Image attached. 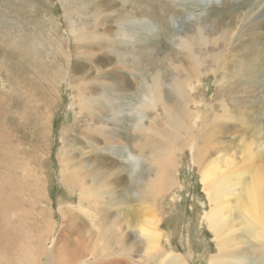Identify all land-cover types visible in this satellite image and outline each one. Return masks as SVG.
<instances>
[{"label":"rangeland","instance_id":"374dc122","mask_svg":"<svg viewBox=\"0 0 264 264\" xmlns=\"http://www.w3.org/2000/svg\"><path fill=\"white\" fill-rule=\"evenodd\" d=\"M103 32H112L111 42L89 46ZM184 36L200 39L191 43L192 54L178 45ZM196 54L202 61L198 75L191 76ZM212 54L218 55L215 63ZM156 74L164 82L190 79L195 102L185 101V107L198 111L203 124L216 117L221 132L206 139L220 143L214 149L207 142L200 163L193 159L201 147L197 126L192 150L178 137V147L172 140H154L172 165H163L170 181L150 201L145 187L157 180V166L145 159L132 164L129 153H136L133 145L141 136L133 131L135 107ZM131 83L134 88L125 86ZM168 88L161 94L174 104ZM90 95L95 104L82 100ZM158 106L141 118L140 131L169 127L177 135L175 126L182 123L167 125ZM101 124L104 134H93L98 144L81 136ZM242 126L256 131L257 149L264 151V0H0V264H40L46 254L64 259L63 246L79 234L70 231L73 217L82 216L86 232L101 229L100 213L79 201L82 193L94 196V205L113 213L115 222L121 219L127 238L117 243L118 257L129 264L139 262L148 235L163 254L148 257L152 264L171 255L182 264H210L218 253L216 234L207 225L215 199L225 201L223 216L233 223L224 234L230 232L243 251L258 245L264 252V224L259 234L253 226L242 227L237 197L243 185L220 193L203 180L212 160L222 171L255 166L251 135L236 137ZM261 157L257 162L264 168V152ZM14 163L20 166L16 174ZM252 168L247 179L256 173ZM102 193L107 202H101ZM78 242L73 264H114L117 256L111 258L104 247L109 241H98L96 249V241Z\"/></svg>","mask_w":264,"mask_h":264},{"label":"bare ground","instance_id":"6f19581e","mask_svg":"<svg viewBox=\"0 0 264 264\" xmlns=\"http://www.w3.org/2000/svg\"><path fill=\"white\" fill-rule=\"evenodd\" d=\"M106 33L103 32L98 35H95L92 38L90 42L91 44H89V46L98 44L100 42H103L104 40L107 43L111 42L112 37H110V35L108 34H112V32H109L107 34ZM125 34L129 35L128 33H125ZM100 38L102 40H100ZM189 40H190V43H189ZM192 42L200 43V39L198 37H193V36H184L179 39L178 45L181 46L183 49H186L190 54H192V51L190 50V47L192 46L191 45ZM199 54L191 56V58L197 62V65L194 64L189 58H187L194 65L193 67L189 68L188 74H190L191 76H193L196 73L198 75V72H199L198 65L202 61V58L200 57ZM247 54L249 53L247 52ZM211 56H212L214 63L218 61L217 54H212ZM87 84H89L88 81H87ZM102 84H106V82ZM125 86L126 87L130 86V89L134 88L132 83L125 84ZM165 86H169L168 88L169 91L170 92L172 91V95L174 97V104L169 103L168 100L163 97V94H161V91L164 90ZM189 89H191L190 79H172L171 81L164 82L162 81V79H159V75L156 74L154 78L151 79V82H149L148 85L145 87L144 94L140 98L139 104H137V106L135 107V110H137L139 116L137 120L138 123L134 127L133 131L134 133H136L137 136L138 135H141V136L139 137V139H136V142L133 145L134 151L136 153L135 154L129 153L130 158L135 159V160H132L133 162L132 161L131 162L132 164L138 163L140 160L145 159V160H148L150 163H154L157 166V175H156L157 180L150 181V183H148L145 187L146 190L144 194L147 197L146 200H150V201L154 200L158 189L166 187L168 182L170 181V178L166 175L165 172H162V171H163V165L165 168H167L172 165V162L168 161L166 157H162L160 155L158 147L154 143V140L156 139H158L159 141L172 140L173 143L178 147L177 142L175 141L176 140L175 138L178 137V139L180 140L181 146L187 143V145L185 146L192 150L193 145H194L192 140H195V138L197 139V137L193 134V132H194L195 127L197 126L198 128L197 133L199 135L198 139L201 141V144H200L201 147L198 148L196 156H194L193 158L197 163L201 162V157L207 155V147H208L207 142L209 143V146L214 149H216L217 145L220 143L219 141L206 140L208 137H212V136L216 137L217 132L219 133L221 132V125L216 122V117L210 120V123L206 122V124H203L204 121L206 120H204V118L201 119V114L198 111H191L185 107V101H189L190 103L195 102L193 101L194 97H192L189 93ZM82 100L86 104L89 102L90 104H93V103L95 104V102L97 101V98L90 95L88 98H82ZM109 104H110V101L107 104V106L111 108V105ZM158 105L160 106L162 105V113L160 115H161V119L166 120L168 122L167 125L171 126V122L174 121V119H177L182 123V125H180L179 127L175 126L177 128V135H175L173 129L171 130L169 127L167 128L161 127L160 129L154 128L150 130L149 132L140 131L141 128L139 129V124H141V118L146 117L148 115L147 114L148 110H154L155 113L158 112V108H159ZM116 114H117V111H116ZM156 117L158 116H154L153 120H156ZM188 120H189V124H186ZM149 127L150 126H147L145 128L147 129ZM103 128H104V124H101L100 126H96L93 129L87 128V130H85L84 133H81V136L83 135V138L86 139L88 142L91 141L92 144H98V140L96 139L97 136L95 135L96 137L95 138L93 134L95 133L104 134ZM243 129H246L245 126H242V133H240L239 130L235 131L237 133L236 137H238L241 134L247 133ZM255 129L258 130V127L255 126ZM165 131H167V133ZM172 134H174L175 136L172 137L171 136ZM248 134L251 135V139L248 143L249 145L252 144V150L250 151V156L253 157L255 160L254 162L255 166L252 164L254 167L253 168L251 167L252 170L254 168L256 170V173L253 174V178L249 177L247 179L248 173L251 174V172L249 171L251 168L250 169L248 168L249 165H247V163H246V167L248 169L241 168V165L239 164L240 167H234L233 169L225 168V170L222 171L219 166H214V164L212 163L213 162L212 160V162L205 165L204 167L205 175L203 176V180H208V182L204 181V185H209V182H211L210 186H213L212 189L214 190V188L217 187L215 191L216 192L218 191L220 193H224L225 191H230L231 189L237 190L236 188L240 184H242L243 190L241 189L240 191L241 195L237 197L238 207L240 209V213H241V217L243 221L242 227H248V229L250 228L249 230H251V227L253 226V230L255 229L254 232L259 234L260 233L259 228L261 229L264 224V193H263L264 189H262L264 188V181L262 180L264 179V168L263 166H260V164H258L257 161L258 159L262 158L261 155L263 154L264 151H260L259 149H257L256 139H259V137L256 136V131L253 128L249 127L247 136ZM167 135H168V138L165 139ZM236 137H233V139H235ZM241 141H243V137L241 138ZM248 143L246 142V144ZM144 150H148V153L146 155H143ZM246 153L247 152H245V154ZM260 161L261 160H259V162ZM229 164H230V160L227 161L226 165L228 166ZM14 165L15 163L11 167L13 169V172L16 174L18 173L20 166L16 165V167L14 168ZM256 165L257 166L259 165V166L257 167ZM6 166L8 167L9 171H11V174L13 175L10 166L8 164H6ZM85 166H87V164H85ZM104 166L106 167V171H107L108 166L105 164ZM66 174L68 175V178H70L71 181H73V177H72L73 172L72 171L66 172ZM113 174L114 173H112L111 175ZM83 176H86V175L84 174ZM93 192L94 190L92 191V193ZM101 192H104V191H101ZM109 197H110V200L112 201L115 200L114 191H112V193L109 194ZM100 198H101V202L108 201V200L103 199L104 198L103 193L100 195ZM82 200L83 202H85V206H88L89 208L91 207L93 208L94 211L100 213V220L102 221V228L100 229V227L97 226L95 230L86 232L85 227L83 225L82 216L79 215L78 218L73 217L71 221L69 222L70 224H72V230L70 231L75 230L76 233L79 232V234H75L76 237L71 238L73 245L71 244L70 246L69 244V246L67 245L63 246L64 259H55L53 258L51 254H46L43 259L38 258L39 263L40 264H73V262H71L70 259L77 262L78 255L80 253L78 241H96L94 249L97 248L98 241H109L104 246L105 249L109 251L111 258H113L114 255L117 256L114 262L113 261L111 262H113L114 264H129L123 258L118 257L120 255L119 247L122 249V246L117 243H121L122 241H125V239L127 238V234L123 233L121 229L122 228L121 219H118L115 222L113 213L107 210H99L94 205L95 204L94 196H91V198L87 199L85 193H82V196L80 197L79 201H82ZM213 204H214L213 211L207 215V225L210 227L211 231L216 234V237H217L216 244L218 248V253L214 254L210 258V264H246L248 262L252 264H264V252L260 248H258V245L257 246L250 245V247L248 246L249 251H243L239 249V247H237L232 242V240L230 239L231 238L230 232H227L224 234V232H226L227 227H233V223L228 224V220L225 218V216H223L225 215V201L222 199H215L213 200ZM152 205L153 203H151V206ZM116 216H118V214H116ZM221 224H224V226H222ZM113 225H116V226H113ZM67 232L68 231L65 230L63 233L68 235ZM1 235L2 233L0 234V240L2 239ZM68 238L69 236H66V239ZM147 239L149 240V242L144 244L142 254H140L139 262L137 264H152V262L148 261V257H151L153 254H155L156 259L158 258L161 259L163 257V254L157 248L158 245L157 244L152 245V241H154V239L151 238V236L149 235L147 236ZM64 247L73 248L72 253H70L69 250H67V248L64 249ZM96 253L98 256L100 255L99 251H96ZM163 262H162L163 264H182L180 257L175 256V255H171L166 258L164 257Z\"/></svg>","mask_w":264,"mask_h":264}]
</instances>
